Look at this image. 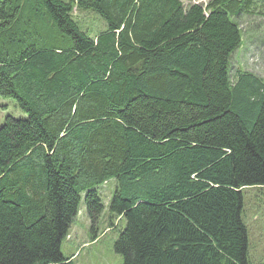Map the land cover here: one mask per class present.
<instances>
[{"label":"trees","instance_id":"trees-1","mask_svg":"<svg viewBox=\"0 0 264 264\" xmlns=\"http://www.w3.org/2000/svg\"><path fill=\"white\" fill-rule=\"evenodd\" d=\"M105 24L83 33L74 12ZM264 0H0V264H74L84 194L114 181L121 264H248L243 190L264 188V79L230 58ZM264 264V263H260Z\"/></svg>","mask_w":264,"mask_h":264},{"label":"rangeland","instance_id":"rangeland-1","mask_svg":"<svg viewBox=\"0 0 264 264\" xmlns=\"http://www.w3.org/2000/svg\"><path fill=\"white\" fill-rule=\"evenodd\" d=\"M206 0H182L184 6L201 4ZM79 29L94 37L105 27L104 22L93 12H74ZM238 19L242 31L241 46L230 58V77L240 69L264 79V17L255 16ZM24 120L26 115L19 109L12 99L0 97V127L6 118ZM99 196L103 210L96 223L91 224L86 214L84 194L78 206V214L72 221L67 237L60 245V252L64 257L73 255L74 264H121L122 257L114 251V243L123 221L115 220L116 227L107 229L108 207L114 188V181L99 185ZM241 220L246 226L248 237V264L264 263V188L247 187L243 190V209Z\"/></svg>","mask_w":264,"mask_h":264}]
</instances>
